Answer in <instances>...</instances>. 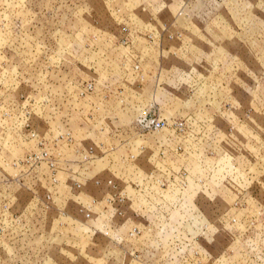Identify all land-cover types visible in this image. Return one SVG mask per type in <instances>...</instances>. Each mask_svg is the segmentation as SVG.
Listing matches in <instances>:
<instances>
[{
    "label": "rangeland",
    "instance_id": "1",
    "mask_svg": "<svg viewBox=\"0 0 264 264\" xmlns=\"http://www.w3.org/2000/svg\"><path fill=\"white\" fill-rule=\"evenodd\" d=\"M0 264H264V0H0Z\"/></svg>",
    "mask_w": 264,
    "mask_h": 264
}]
</instances>
